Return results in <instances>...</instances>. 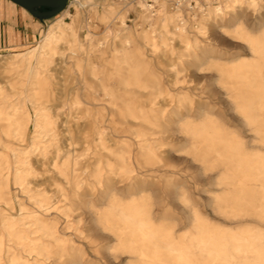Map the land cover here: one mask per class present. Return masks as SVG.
Here are the masks:
<instances>
[{
	"label": "bare ground",
	"instance_id": "6f19581e",
	"mask_svg": "<svg viewBox=\"0 0 264 264\" xmlns=\"http://www.w3.org/2000/svg\"><path fill=\"white\" fill-rule=\"evenodd\" d=\"M106 1L76 0L88 46L80 44L73 21L58 18L31 48L0 53V76L7 77L0 87V264H264V0H219L172 12L168 0H155V9L144 0L110 1L96 16L116 19L123 32L118 45L103 46L94 44L87 21ZM128 5L139 8L147 28L127 27ZM190 11L200 13L197 23L182 15ZM208 24L241 45L227 55L187 35L192 26L204 33ZM170 41L182 44L184 57L180 69L171 63L170 81L184 69L192 76L215 69L225 93L219 106L211 88L197 99L178 91L169 109L154 101L163 88L141 46L172 60ZM64 51L75 65L82 52L94 83L81 77L78 89L108 100L87 108L75 94L63 110L52 109L50 64L54 55L61 63ZM105 52L110 59L103 68L90 63L91 55ZM21 101L31 102L32 115ZM229 120L253 139L244 140ZM31 124L25 150L18 146ZM84 129L92 161L79 174L86 152L69 155L59 136L66 132L73 144ZM31 159L55 184L56 197L29 192L37 172ZM11 188L17 216L9 211Z\"/></svg>",
	"mask_w": 264,
	"mask_h": 264
},
{
	"label": "rangeland",
	"instance_id": "374dc122",
	"mask_svg": "<svg viewBox=\"0 0 264 264\" xmlns=\"http://www.w3.org/2000/svg\"><path fill=\"white\" fill-rule=\"evenodd\" d=\"M110 1L121 2V0H107L104 3H98L94 11L89 14L87 22L89 24V33L94 41V44L100 43L99 45L103 46L118 45L117 39L122 35L123 30L119 27V24L117 23L116 19H100L98 16H96L97 13H102L103 5H106ZM130 1L134 3V0ZM144 1L147 5H151L152 8L155 9V0ZM218 1L219 0H210V2L209 0H168L166 10L168 12H172L177 8H188L190 10L197 8L199 9V6L201 8H204L208 6L209 3L211 5H217ZM138 12V7H133L132 5L126 6L125 23L127 27H129L134 32H137L142 28H147V25L138 18ZM84 15V12L76 4V0H69L66 7L62 11H60L57 15L47 19V21L45 22V26L42 28V30L44 31L49 24L55 22V20L58 18L63 19L65 22L73 21L74 28L76 29L80 44L84 47L88 46V39L85 36L86 30L82 26L83 22L85 21ZM182 15L188 18V20L193 23H197L200 17V13L195 11H190L188 13L183 12ZM246 24L247 27H249L250 29H256L258 27V25L254 23L249 24L248 22H246ZM205 27L206 28L204 29V33H197V28L192 26L190 28L191 31L187 35L190 38H196L197 45H203L207 43L211 46H215L221 51L227 52V55H229V52H232L234 50L233 46L241 45V43L237 42V38L235 36L231 34L230 36L227 34H219L214 28L212 29L209 24ZM39 40L40 33L31 44H28L27 46L16 50H0V53H7L9 51H23L37 44ZM146 48H148V46H141V51H143L144 53L143 56L148 60V66L150 70L154 72V77L160 81L161 86L163 88V91L160 96L156 97L154 100L158 102V105L164 103L165 108L169 109L174 104L178 91L189 93L190 95H192L193 99H197L198 96L205 98L211 95L210 88L213 90V97L217 102V106L220 105L218 101H222L224 99L225 93L221 84L215 80L216 76H212L216 73L215 69H209L208 71L206 70L205 72L197 76L189 75L188 69H184L183 71L178 72V74L176 75L177 81L175 83H172L170 80L173 78L174 75L171 72V68L173 66L178 67L179 69L182 68L180 66V59H183L184 57L179 56L178 53L183 50L182 44H179L176 41H170L169 45L165 46L166 49H172V60H169L166 56L155 58ZM64 53L65 57L63 58V61H60L61 63H57L59 58L57 55H54L53 61L50 64L54 90L51 93V96L49 97V101L47 103L52 106V109L56 108V106H60L58 110H63L64 108H66V106L63 104V101L65 102L72 100L75 94L78 95V100L81 102V106L87 108H92L91 103H104L105 100H108L107 98H104L103 101H96L91 97V95L93 94V90L84 92L78 89L79 87H81V83L79 82V78L81 77L87 79V85H92V87L94 85V83L91 81V77L85 72L87 67L82 60V52L78 53L79 55L77 54L78 60L76 61H78L79 65H75V63H73V59L68 57L69 54L67 53V51H64ZM229 57L230 56H224L222 60L225 61ZM105 58L107 61H109L110 59L107 52H105L104 58H100L97 54L91 55L89 61L91 64L97 66L99 65V68H103L102 64L106 61L104 60ZM171 63L174 65L172 66ZM108 69L109 66H107V70ZM6 82L7 77L0 76V87L4 89L6 87ZM96 93L99 97L103 98V93L100 90L96 91ZM146 93L147 91L142 92V94ZM16 97L17 96L15 94L10 99L15 102L17 101ZM20 103L24 104L27 111L32 115L33 107L31 105V102L21 101ZM61 105H63V107H61ZM103 106L104 105H102V107ZM106 108L108 109V106H106ZM217 115L220 117V112ZM227 124L235 131H237L243 137L244 140L248 141L253 139L252 132L248 131L237 120H229L227 121ZM87 131L88 130L84 129L80 132H75L76 139L73 144L70 142L69 139H66L65 135L63 134L66 132L61 133L59 136V145L62 146L63 151L68 150L69 155L86 152L85 154L80 155L82 164L81 169L78 170L79 174H81L82 170L84 169L82 167H85V165H87L89 161H92V159L90 158L91 154L87 153L89 151L84 150L87 145V143H85V135L88 134ZM33 134V126L31 124L28 127L26 141L18 147L24 148L25 146V150H27L29 148V144L31 142ZM14 146H17L16 142L14 143ZM48 155H50V153H48ZM31 160H33V165L37 172H35L34 177H32L31 179L34 186L31 185V190L29 192L35 196L44 193L49 197H56L57 193L55 192V184H52L51 181L44 176L45 174H42L40 170L37 169L38 164L34 163V159ZM177 167L179 168L181 166L178 165ZM189 174V170L184 172V175L187 176L189 180H191ZM60 182V179L56 181L57 184ZM189 190L192 191V189ZM13 193L14 191L11 188L12 210L9 211L12 215L17 216L20 212V206L17 202V198H15ZM58 204L61 205L62 202H59Z\"/></svg>",
	"mask_w": 264,
	"mask_h": 264
},
{
	"label": "crops",
	"instance_id": "0c3cea01",
	"mask_svg": "<svg viewBox=\"0 0 264 264\" xmlns=\"http://www.w3.org/2000/svg\"><path fill=\"white\" fill-rule=\"evenodd\" d=\"M41 8L44 7L38 10ZM46 21L10 0H0V50H16L31 44Z\"/></svg>",
	"mask_w": 264,
	"mask_h": 264
},
{
	"label": "water",
	"instance_id": "95a60500",
	"mask_svg": "<svg viewBox=\"0 0 264 264\" xmlns=\"http://www.w3.org/2000/svg\"><path fill=\"white\" fill-rule=\"evenodd\" d=\"M40 19H49L62 11L69 0H10ZM40 7L48 9L38 10Z\"/></svg>",
	"mask_w": 264,
	"mask_h": 264
},
{
	"label": "flooded vegetation",
	"instance_id": "af4514ba",
	"mask_svg": "<svg viewBox=\"0 0 264 264\" xmlns=\"http://www.w3.org/2000/svg\"><path fill=\"white\" fill-rule=\"evenodd\" d=\"M45 9H48V8L44 7V8H41L40 10H45Z\"/></svg>",
	"mask_w": 264,
	"mask_h": 264
}]
</instances>
